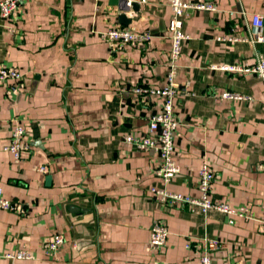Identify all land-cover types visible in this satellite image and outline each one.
Wrapping results in <instances>:
<instances>
[{"label":"crops","instance_id":"1","mask_svg":"<svg viewBox=\"0 0 264 264\" xmlns=\"http://www.w3.org/2000/svg\"><path fill=\"white\" fill-rule=\"evenodd\" d=\"M110 1L23 0L15 20L0 15V64L24 73L21 90L0 83V185L29 211L0 209V264H10L6 253L21 248L33 258L17 264H199L195 245L204 237L227 245L212 253L213 264H264V171L257 169L264 161V82L213 68L264 57V42L216 40L233 25L246 36L250 15H264V0H185L211 1L217 10L185 18L191 39L183 42L177 78L189 84V94L177 96L174 109L181 170L167 187L198 197L199 170L209 161L212 197L249 205L254 214L233 224L218 210L204 215L152 195L151 187H165L156 174L159 155L124 136L145 134L159 109V98L147 103L132 89L165 83L171 0H119L139 11H121ZM121 13L131 19L128 27L152 32L150 45L113 49L105 41L103 33L121 25ZM227 90L251 99H222ZM19 119L31 148L14 163L4 147ZM43 164L46 174L38 170ZM157 219L169 228L161 249L151 244ZM54 233L66 239L55 257L43 249Z\"/></svg>","mask_w":264,"mask_h":264},{"label":"built area","instance_id":"2","mask_svg":"<svg viewBox=\"0 0 264 264\" xmlns=\"http://www.w3.org/2000/svg\"><path fill=\"white\" fill-rule=\"evenodd\" d=\"M23 0H1L0 15L9 20H15L20 11ZM97 1V0H90ZM131 6L132 3L128 2ZM172 15L168 21V37L171 40L169 60L167 64V74L164 85L155 86H136L132 89L133 94L140 96L147 103L153 98H159V109L149 118L148 131L143 135L126 134L125 142L135 146L140 151H154L159 155L160 164L156 169V174L165 183V187H151V193L163 204L171 207L188 209L191 212L200 210L206 215L210 210H218L226 213L231 218L229 222L235 223L236 218L251 219L254 217L249 205L239 207L231 206L227 202L217 201L212 197V188L216 175L211 168L209 161L203 160L199 170V191L200 195L194 197L190 194L170 190L167 185L180 172V166L177 163L175 152V136L179 127V122L175 117V99L179 95L189 94L187 83L184 86L178 81L180 67V58L182 45L184 41L191 39V36L185 32V18L190 11H216L217 5L211 1L188 2L185 0H171ZM241 17L249 20L247 12L241 11ZM251 22L247 23L248 34L246 36L237 35L238 25L230 27V33L216 37L220 42H246L252 45L264 42V15L261 13H252ZM103 38L113 49H123L129 46L150 45L153 34L150 30H138L124 25H118L108 29L103 33ZM218 69L230 73H247L257 76L264 82V57L260 56L256 63H243L236 65H218ZM24 73L16 67H10L0 64V83H8L11 89L21 90L23 87ZM222 99L229 100H249L251 96L244 95L235 91H224L221 93ZM11 138L4 150L11 156L14 163L24 159L25 154L31 148L26 139L27 129L24 122L15 120L11 126ZM49 167L47 164L41 165L38 170L46 174ZM257 169L264 171V161L257 165ZM0 209L27 215L28 210L22 203L14 201L11 197L4 195L3 186L0 185ZM169 236L167 221L157 219L153 222L151 229V244L155 249L163 248ZM66 241L61 233H54L44 243L43 249L47 255L57 256L59 247ZM186 248L192 249L193 245L189 241ZM226 243L219 238L204 237L195 245L198 252L199 264H213L212 253L219 249H226ZM10 259V264H17L19 260H30L33 258L31 250L21 248L16 252L6 253ZM226 264H244L240 261L228 260Z\"/></svg>","mask_w":264,"mask_h":264},{"label":"water","instance_id":"3","mask_svg":"<svg viewBox=\"0 0 264 264\" xmlns=\"http://www.w3.org/2000/svg\"><path fill=\"white\" fill-rule=\"evenodd\" d=\"M110 4L119 5L121 11H126L132 7L135 11H139V6L133 3L131 6L128 1L111 0ZM119 22L121 25L128 26L131 23V19L128 18L125 13H121Z\"/></svg>","mask_w":264,"mask_h":264}]
</instances>
